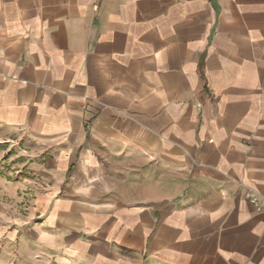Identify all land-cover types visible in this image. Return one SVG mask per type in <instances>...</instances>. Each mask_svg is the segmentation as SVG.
<instances>
[{
	"label": "crops",
	"instance_id": "1",
	"mask_svg": "<svg viewBox=\"0 0 264 264\" xmlns=\"http://www.w3.org/2000/svg\"><path fill=\"white\" fill-rule=\"evenodd\" d=\"M0 140V264H264V0H0Z\"/></svg>",
	"mask_w": 264,
	"mask_h": 264
},
{
	"label": "rangeland",
	"instance_id": "2",
	"mask_svg": "<svg viewBox=\"0 0 264 264\" xmlns=\"http://www.w3.org/2000/svg\"><path fill=\"white\" fill-rule=\"evenodd\" d=\"M0 141H2V140H0ZM0 149H3L4 154H7L11 150L13 151V148L9 147V145L7 143H3V144L0 143ZM1 167L2 166H0V168ZM6 167L7 166H5V169L3 171L6 170ZM17 167H20V165H17ZM0 174L3 175L7 179L13 178V177H9L7 172L6 173L2 172ZM17 197L19 198V200L17 202L18 203L17 205L19 207L18 212L21 214L26 213V210L28 209L27 207H29L31 205L32 201L35 198L34 193H32V191L30 189L25 188V189H22L21 192H19ZM13 200H14V198L9 197L6 193L1 192V190H0V201L1 202H5L7 204H10L13 202Z\"/></svg>",
	"mask_w": 264,
	"mask_h": 264
},
{
	"label": "built area",
	"instance_id": "3",
	"mask_svg": "<svg viewBox=\"0 0 264 264\" xmlns=\"http://www.w3.org/2000/svg\"><path fill=\"white\" fill-rule=\"evenodd\" d=\"M1 144L3 143H7L9 145V147H12L13 149H16L19 153H21V156H25V154L27 153L26 148L22 147L20 145V143L18 141L15 140H2L0 141ZM1 171L4 173H8L9 177H17V176H21L23 174V168L22 165L20 167L17 166H12L11 164L7 165V163H2L1 164ZM6 167V170L3 171ZM249 201L256 207L259 208L261 206V200L260 198L256 197V196H250L249 197Z\"/></svg>",
	"mask_w": 264,
	"mask_h": 264
}]
</instances>
